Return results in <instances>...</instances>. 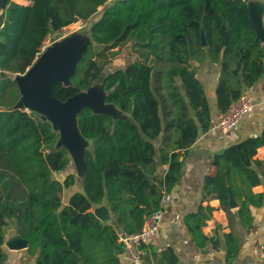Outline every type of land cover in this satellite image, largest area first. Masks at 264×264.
I'll list each match as a JSON object with an SVG mask.
<instances>
[{
    "label": "trees",
    "instance_id": "1",
    "mask_svg": "<svg viewBox=\"0 0 264 264\" xmlns=\"http://www.w3.org/2000/svg\"><path fill=\"white\" fill-rule=\"evenodd\" d=\"M27 1L7 0L0 9V264L10 223L35 264H121L118 234L138 232L145 217L160 210L162 196L179 182L183 156L198 130L209 128L210 105L193 64L210 59L219 65L215 105L222 115L263 76L264 45L256 38L246 0ZM261 13L264 28V0ZM78 20L91 21L90 41L68 84H52L58 100L91 87L109 64L104 52L127 38L141 48L135 52L143 56L147 49L152 58L147 63L133 58L100 81L104 103L126 116L87 107L79 111L78 130L92 142L83 152L80 188L74 189L58 132L18 106L12 78L35 62L48 38ZM259 147H264V121L261 134L215 154L213 171L204 179L203 198L217 199L228 219L227 264L239 250L236 218L247 226L250 207L263 204V194L252 192L259 183L253 166L264 167L254 158ZM159 166H165L162 176ZM229 196L238 204L235 212ZM211 212L210 206H199L185 218L199 248L218 247V237L202 231ZM139 250L145 264L177 262L168 246L142 244Z\"/></svg>",
    "mask_w": 264,
    "mask_h": 264
},
{
    "label": "crops",
    "instance_id": "2",
    "mask_svg": "<svg viewBox=\"0 0 264 264\" xmlns=\"http://www.w3.org/2000/svg\"><path fill=\"white\" fill-rule=\"evenodd\" d=\"M12 1L23 5L30 4V1L27 0ZM246 1L253 9H256L261 2V0ZM0 9L2 8L0 7ZM70 25L72 23L67 26ZM261 43L264 45V42ZM122 44H126L127 47L125 41ZM144 50L147 51L145 55L149 61L152 58V54L149 50ZM107 52H104V57ZM131 52L134 53V49ZM193 68L195 70L194 73L205 89L206 98L210 105V123L209 128L205 132L198 130L194 144L189 152L183 156L182 175L179 182L169 193L168 204L161 211L159 220L160 246L172 248L177 256L176 264H227L223 234L230 231L228 219L217 199L203 198L204 179L213 171L211 163L215 154H219L247 138L261 134L264 121V74L255 84L243 89V93L253 102L252 110L242 117L237 127L221 132L218 127L221 114L217 111L215 105V87L219 65L213 63L210 59H206L201 64L194 63ZM90 91L91 89L85 91V94L90 95ZM112 116L123 115L120 111L112 109ZM254 158L264 161V147L257 149ZM253 168L259 177V183L252 187V192L263 194V204L259 207H250L252 219L247 226L243 227L238 218H236L234 227L238 236L239 250L236 258L230 264H264V167L259 169L253 166ZM164 170L165 166L158 167L160 176L163 175ZM81 171L73 173L69 167L66 169V173H73L75 176L74 189L80 188ZM69 194L67 192V196ZM206 205L212 208V212L211 217L206 220L202 231L204 234L218 237L219 243L216 249H213L209 243L206 247L199 248L185 224V218L188 215L196 212L199 206ZM237 208L238 204L236 203V206L234 208L230 207V210L235 212ZM17 238L15 234L11 236L5 234V241L2 247L6 252V259L3 264H35L36 257L29 256L26 252V247L17 250L9 248V244ZM141 255L142 261L138 263L129 262L122 252L118 254V257L121 264H145L146 257L142 252Z\"/></svg>",
    "mask_w": 264,
    "mask_h": 264
},
{
    "label": "water",
    "instance_id": "3",
    "mask_svg": "<svg viewBox=\"0 0 264 264\" xmlns=\"http://www.w3.org/2000/svg\"><path fill=\"white\" fill-rule=\"evenodd\" d=\"M6 2L7 0H0V7L4 8ZM246 3L248 17L255 31L256 38L264 42L263 18L261 13L262 0L256 9H253L247 1ZM89 41L90 36L82 47L71 46V44H69L70 42L67 41H65V44L52 50L47 47L23 74H17L12 78L20 93L18 106H24L27 109H35L36 111H31V114L39 117L41 120L49 121L52 126L53 123L59 125L60 135L57 145L63 146L67 151L75 147L72 144H66L69 143V139L71 138L78 139L79 141L85 140L89 143L92 142L84 139L77 127V115L82 108H90L95 113H108L107 111H109L108 114L112 116V108L110 107L112 104L104 103L103 91L101 92V101L104 105L103 109H98V101L94 100L90 95L85 94V91L70 96L64 101L58 100L52 93V84L54 82H60L63 85L68 84L75 70L76 63L84 51L86 43ZM93 85L94 83H92L91 87L87 90L92 89ZM40 112H42V114ZM60 138L63 140V143L59 141ZM84 150L82 151V176ZM60 176V179L63 180L64 175L62 174ZM229 206L231 208L236 206L231 196H229ZM26 246L27 242L20 237L9 244V248L15 250L25 248Z\"/></svg>",
    "mask_w": 264,
    "mask_h": 264
},
{
    "label": "rangeland",
    "instance_id": "4",
    "mask_svg": "<svg viewBox=\"0 0 264 264\" xmlns=\"http://www.w3.org/2000/svg\"><path fill=\"white\" fill-rule=\"evenodd\" d=\"M91 21H76L72 23L70 26L63 27L61 32L59 33L58 36H56L54 39L48 38V42H46V48L48 47L50 50L54 48H58L61 45L65 44L67 42H70L71 46H79L82 47L83 44L88 40L89 34V26H90ZM127 43L126 44H119L115 49L105 53L106 60L109 61V64L105 70L93 83V87L90 91V96L94 99L97 100L99 103V108L98 109H103L104 105L102 104L101 101V85L100 81L102 77L106 74V72H109L113 69L123 67L129 60L136 58V60L142 61V62H147L148 57L146 55H139V53L134 52L132 53L131 50L134 48H139L134 46L130 42V38H127L125 40ZM74 43V44H73ZM125 45V46H124ZM141 49V48H139ZM135 51V50H134ZM112 109H115L119 111L115 106L110 105ZM29 111H36L35 109H29ZM109 113V111H107ZM42 114V112H40ZM122 113V112H121ZM123 116H126L124 113H122ZM53 128L56 130L59 134L60 127L59 125L53 123ZM60 135V134H59ZM61 143H63V140L61 138L59 139ZM65 143V141H64ZM69 145H74L75 147L73 149H69L68 155L70 159L69 163V169L73 173H79L81 171L82 167V151L89 147L90 143L85 141V140H76L74 138L69 139V143H66ZM5 234L8 236L14 235V224L10 223L5 230Z\"/></svg>",
    "mask_w": 264,
    "mask_h": 264
},
{
    "label": "built area",
    "instance_id": "5",
    "mask_svg": "<svg viewBox=\"0 0 264 264\" xmlns=\"http://www.w3.org/2000/svg\"><path fill=\"white\" fill-rule=\"evenodd\" d=\"M47 40L40 46L36 58L46 49ZM253 102L244 93L230 106L229 110L220 116L218 127L221 132L237 127L244 115L252 110ZM169 194H164L160 202V210L145 217L141 229L133 234H118V242L123 246L122 253L131 263H138L142 261L141 251L139 246L151 245L154 247L160 246L159 237V220L161 211L169 202Z\"/></svg>",
    "mask_w": 264,
    "mask_h": 264
},
{
    "label": "bare ground",
    "instance_id": "6",
    "mask_svg": "<svg viewBox=\"0 0 264 264\" xmlns=\"http://www.w3.org/2000/svg\"><path fill=\"white\" fill-rule=\"evenodd\" d=\"M76 131V130H75Z\"/></svg>",
    "mask_w": 264,
    "mask_h": 264
}]
</instances>
